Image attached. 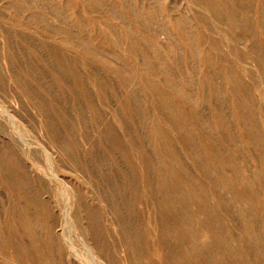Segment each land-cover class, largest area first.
Masks as SVG:
<instances>
[{"label":"rangeland","instance_id":"rangeland-1","mask_svg":"<svg viewBox=\"0 0 264 264\" xmlns=\"http://www.w3.org/2000/svg\"><path fill=\"white\" fill-rule=\"evenodd\" d=\"M0 264H264V0H0Z\"/></svg>","mask_w":264,"mask_h":264},{"label":"bare ground","instance_id":"bare-ground-1","mask_svg":"<svg viewBox=\"0 0 264 264\" xmlns=\"http://www.w3.org/2000/svg\"><path fill=\"white\" fill-rule=\"evenodd\" d=\"M68 206V205H67ZM92 251V250H91Z\"/></svg>","mask_w":264,"mask_h":264}]
</instances>
